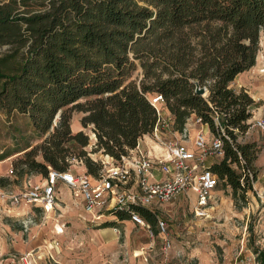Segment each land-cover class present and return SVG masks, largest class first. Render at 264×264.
<instances>
[{
    "label": "trees",
    "instance_id": "16d2710c",
    "mask_svg": "<svg viewBox=\"0 0 264 264\" xmlns=\"http://www.w3.org/2000/svg\"><path fill=\"white\" fill-rule=\"evenodd\" d=\"M260 34L264 0H0V113L20 116L26 129H14L0 162L20 154L12 164L18 178L65 173L75 144L84 173L95 178L101 164L83 150L87 135L71 132L72 112L91 128L90 153L118 160L151 133L150 100L159 95L174 131L193 115L213 132L212 117L220 118L224 156L207 168L244 203L256 147L235 139L253 101L229 84L254 66ZM130 211L154 225V213L141 207L112 216L127 219ZM252 253L264 264V251Z\"/></svg>",
    "mask_w": 264,
    "mask_h": 264
},
{
    "label": "rangeland",
    "instance_id": "374dc122",
    "mask_svg": "<svg viewBox=\"0 0 264 264\" xmlns=\"http://www.w3.org/2000/svg\"><path fill=\"white\" fill-rule=\"evenodd\" d=\"M3 51L0 48V52ZM137 73L138 68L132 76ZM244 81L247 84L243 90L253 101L256 117L264 107L262 34L258 38L254 66L247 71ZM79 102H83V99ZM162 115L166 117L167 112L162 110ZM19 117L15 113L9 116L0 113V149L11 148L14 129L25 132V123ZM81 117V113L72 112L71 132L81 131L87 135L88 146L83 150L90 160L98 163L101 160L107 161L106 156L90 153L93 136L90 126L83 128L79 124ZM217 121L220 123L219 117ZM207 130L211 132L208 127ZM222 131L226 136L223 128ZM26 137L35 138L31 132H27ZM42 138L35 143L38 144ZM235 140L238 144L254 143L256 147L253 162L255 179L250 175V189L245 194L244 203H234L230 189L218 182L202 217L193 214L192 196H180L153 210L155 221L153 226L147 224L149 230L128 223L111 225V218L103 220L108 227L100 230L92 223L81 220L78 216V202L74 199L72 202L64 200L60 194L62 191L58 190L60 185L56 187L57 199L54 200L51 214L47 216L32 206L7 211L2 198L0 264H258L252 249L264 251V179L260 177L264 153L259 146L260 134L255 130L237 135ZM73 146L75 150L68 158V168L78 171L83 167L76 156L78 148L75 144ZM21 157L20 154L9 157L7 168L11 174H7L6 170L0 171V197L5 198L21 188L23 176L16 177L12 167L13 162ZM216 161L210 160V163ZM210 163L207 162L208 165ZM17 172H20L19 168ZM157 219L166 227V238L170 246L165 251L162 249L161 236L157 234Z\"/></svg>",
    "mask_w": 264,
    "mask_h": 264
},
{
    "label": "built area",
    "instance_id": "2783aa9c",
    "mask_svg": "<svg viewBox=\"0 0 264 264\" xmlns=\"http://www.w3.org/2000/svg\"><path fill=\"white\" fill-rule=\"evenodd\" d=\"M150 104L157 120L151 133L147 135L150 142L148 148H142L141 140L138 139L134 149L118 160L106 156L107 161H100L101 169L95 178L87 176L83 169L59 173L48 168L43 182L27 180L22 190L6 196L9 206H32L46 214L54 205L57 185H62L72 199L78 202L83 213L81 217L90 216L92 224L111 217L116 219L112 216V211L116 209L136 206L153 212L180 196H193L194 216L205 215V208L218 183L217 177L208 170L207 162L221 160L224 156V134L217 116L212 117L213 132L197 130L191 134L186 122L181 131L177 132L171 129L170 116L162 115V98L156 95L150 100ZM253 113L246 120L244 135L248 130L257 131L261 137L259 146L264 153V110L255 119ZM192 124L206 126L197 118L193 119ZM8 174H11V170ZM260 177L264 179V164ZM127 219L134 226L149 230L136 212L130 211ZM156 230L161 236L162 249L165 251L170 245L165 226L158 219Z\"/></svg>",
    "mask_w": 264,
    "mask_h": 264
},
{
    "label": "crops",
    "instance_id": "0c3cea01",
    "mask_svg": "<svg viewBox=\"0 0 264 264\" xmlns=\"http://www.w3.org/2000/svg\"><path fill=\"white\" fill-rule=\"evenodd\" d=\"M247 73V71H245V72H243V73H240V74H238L234 79H233V81L229 84V87L232 89V90H235V91H237V90H239L240 88H244V87H246V84H247V81H244L245 80V74ZM262 110H264V107L261 109V112L255 117V112L253 113V118L255 119V118H258L259 117V115H261L262 113H263V111ZM193 118H194V116L193 115H191L188 119H187V121H186V123L188 124V127L190 128V133L191 134H193L195 131H197V130H200V131H202V132H207V127L206 126H204V125H202V126H198V125H195V124H192V121H193ZM75 131H76V128H75ZM257 132V131H256ZM258 133V132H257ZM259 134V133H258ZM261 138V137H260ZM139 140H141V146H142V148H143V146L144 147H146V148H148L149 146H150V142L148 141V138H147V135H145V136H142ZM10 157H12V156H10ZM107 159V158H106ZM9 161V158H7V159H5V160H3V161H1L0 162V171H4V170H6V172H7V174H8V171L10 170V169H8L7 167H8V164H7V162ZM79 168V167H78ZM79 169H81V168H79ZM78 169V170H79ZM72 171L74 172V171H76L75 169H72ZM27 180H29L30 182H34V183H41V182H43V180H44V177H41V176H39V175H28V176H24L23 178H22V180H21V188L19 189V190H17L15 193H17V192H19L20 190H22L23 189V187H24V184H25V182L27 181ZM58 190H61L62 192L60 193V194H62L61 195V197H63L64 198V200H67L68 202L70 201V202H72L73 200H72V197L70 196V194H69V192L62 186V185H60V187H59V189ZM57 194V193H56ZM2 198L4 199L3 201L5 202V208H6V210L7 211H10V210H13V209H15V208H12V207H10L9 206V204H8V201H7V199H6V197L4 198V197H0V199L2 200ZM192 198H193V196H192ZM57 199V198H56ZM2 201V202H3ZM166 205V204H165ZM19 207H23V208H26V207H29V206H27V205H22V206H19ZM18 207V208H19ZM40 210V209H39ZM41 211V210H40ZM52 211V210H51ZM50 211V212H51ZM42 212V211H41ZM50 212H48V213H46V214H44L43 212H42V214L43 215H49V214H51ZM83 215V213H82V211H81V208H79V217H81ZM110 219V218H109ZM81 220L82 221H84V222H89V223H91L90 222V220H91V217L90 216H88V215H86V216H84L83 218L81 217ZM110 220H112V223H110L111 225H114V224H123V223H128V224H130V225H132V226H134L128 219H123V220H118L117 218L115 219L114 217H111V219ZM94 225V224H93ZM147 225V224H146ZM112 228H115V227H112ZM141 228V227H140ZM166 228V227H165ZM106 229V228H105ZM141 229H145V228H141ZM100 230H102V229H100ZM104 230V229H103ZM169 249V248H168Z\"/></svg>",
    "mask_w": 264,
    "mask_h": 264
},
{
    "label": "water",
    "instance_id": "95a60500",
    "mask_svg": "<svg viewBox=\"0 0 264 264\" xmlns=\"http://www.w3.org/2000/svg\"><path fill=\"white\" fill-rule=\"evenodd\" d=\"M197 94H199V95H204V93H205V91H204V89H202V88H199V87H197L196 85H195V90H194Z\"/></svg>",
    "mask_w": 264,
    "mask_h": 264
}]
</instances>
